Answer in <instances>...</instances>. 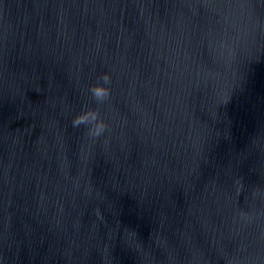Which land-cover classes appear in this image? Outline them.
<instances>
[{
	"label": "water",
	"instance_id": "water-1",
	"mask_svg": "<svg viewBox=\"0 0 264 264\" xmlns=\"http://www.w3.org/2000/svg\"><path fill=\"white\" fill-rule=\"evenodd\" d=\"M0 264H264V0H0Z\"/></svg>",
	"mask_w": 264,
	"mask_h": 264
},
{
	"label": "clouds",
	"instance_id": "clouds-1",
	"mask_svg": "<svg viewBox=\"0 0 264 264\" xmlns=\"http://www.w3.org/2000/svg\"><path fill=\"white\" fill-rule=\"evenodd\" d=\"M99 82L94 83L88 89L91 94L92 100L96 102L97 105L104 104L110 98L111 95V76L109 73L105 72L101 77L98 78ZM73 128H79L84 126L86 129V135L95 140L108 130V124L100 115L99 107H88L76 114L71 121Z\"/></svg>",
	"mask_w": 264,
	"mask_h": 264
}]
</instances>
